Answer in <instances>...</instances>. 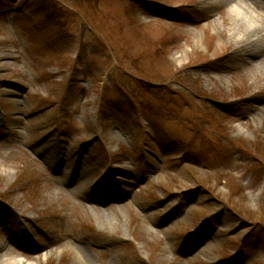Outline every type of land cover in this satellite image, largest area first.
<instances>
[{"label": "rangeland", "instance_id": "obj_1", "mask_svg": "<svg viewBox=\"0 0 264 264\" xmlns=\"http://www.w3.org/2000/svg\"><path fill=\"white\" fill-rule=\"evenodd\" d=\"M154 1L0 0V264H264V0Z\"/></svg>", "mask_w": 264, "mask_h": 264}, {"label": "bare ground", "instance_id": "obj_2", "mask_svg": "<svg viewBox=\"0 0 264 264\" xmlns=\"http://www.w3.org/2000/svg\"><path fill=\"white\" fill-rule=\"evenodd\" d=\"M255 35H258V36H256V38H254V39H252L253 41H257L258 42V40L260 39V36H259V34L258 33H255Z\"/></svg>", "mask_w": 264, "mask_h": 264}]
</instances>
